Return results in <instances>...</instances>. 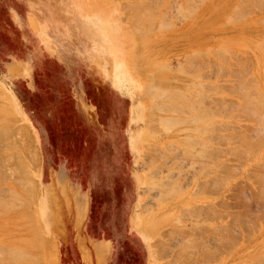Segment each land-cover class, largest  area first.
Instances as JSON below:
<instances>
[{"label":"rangeland","instance_id":"374dc122","mask_svg":"<svg viewBox=\"0 0 264 264\" xmlns=\"http://www.w3.org/2000/svg\"><path fill=\"white\" fill-rule=\"evenodd\" d=\"M95 1L105 6L104 24L116 29L115 40L109 43L96 34L91 22L95 14L84 13ZM147 1L143 5L145 0H0V264H264V164L260 163L264 161V155L260 156L264 120L256 118L264 111L259 108L264 109V3L150 0L147 7ZM137 6L139 12H146V19ZM123 34L143 83L141 89L136 86L130 92L114 61L121 59ZM180 68L189 73L180 74ZM187 84L192 89L185 88ZM241 84L245 86L237 87ZM214 86L217 89L212 92ZM180 88L188 93L189 102L200 98L203 90L211 92L209 98L203 92L205 100H200L204 105L208 102L209 110L203 103L198 105V98L196 105L191 102L197 106L192 108L179 91L181 100ZM241 88L243 94L248 92L246 97ZM175 89L178 96L172 93ZM170 91L176 101L181 98L177 106L185 101L193 109L190 114L181 109L183 105L189 109L185 104L179 106L181 113L170 111L176 106L175 98L167 95ZM251 96L261 103L259 107ZM248 98L258 108L242 102H249ZM241 103L248 110L239 107ZM249 106L261 113L255 110L256 114L251 113L256 116H250ZM201 108L208 111L207 116ZM194 110H199L198 115H193ZM215 112L219 116H213ZM189 115L199 121L189 123ZM202 115L204 119L199 118ZM171 116L180 121L173 118L172 122ZM211 117L223 124L215 121L217 128L206 131L213 124ZM168 119L177 126L170 127V122H164ZM203 125L207 126L202 129ZM196 127L205 135L201 137ZM207 132L218 140L217 151ZM241 134L249 136L244 140ZM135 135L138 143L131 147ZM210 139L212 152L205 151ZM191 141L197 144L195 150L204 145L203 155L208 151L205 157L210 156L202 160L208 165L201 164ZM243 147L256 155L249 152L248 156V150L242 153ZM188 148L195 151L198 162L191 160ZM220 149L224 151L219 157ZM184 151L192 154H188L190 161ZM221 158L223 162L218 161ZM197 163L205 166L200 169ZM170 184L176 189L170 190ZM144 226L151 232L146 233Z\"/></svg>","mask_w":264,"mask_h":264},{"label":"bare ground","instance_id":"6f19581e","mask_svg":"<svg viewBox=\"0 0 264 264\" xmlns=\"http://www.w3.org/2000/svg\"><path fill=\"white\" fill-rule=\"evenodd\" d=\"M82 1H83V0H82ZM138 1H139V0H138ZM143 1H144V0H143ZM146 1H147V0H145V2L143 3V5L146 4ZM148 1H150V0H148ZM148 1H147V4H148ZM192 1H194V0H192ZM246 1H247V0H246ZM260 1H261V0H260ZM262 1H263V3H264V0H262ZM141 2H142V1H141ZM152 2H153V1H152ZM154 2H156V0H155ZM244 2H245V1H244ZM249 2H250V1H249ZM92 3H93V2H92ZM94 3H95V4H92L93 7H90V6L87 7V6H86V9H85L86 11H84V13L86 12L87 15H88L89 12H92L93 15L95 14V16H98V17H95V16H94V18H91L92 20H91L90 18H88V17H85V18H86L88 21L91 20V22L94 23V24L96 25V26L94 27V29L96 30V34H98L100 37H102V38L104 39L103 42L107 40V42L109 43V42H110V39L113 38V36H114V32H115L116 29H115V28H109V27H108L106 24H104V22H103V19H104L103 16H104V13H105V10H103V9H105V6L102 5V4L99 5L97 1H95ZM127 3H128V2H127ZM149 3H151V2H149ZM194 3H195V2H194ZM238 3H239V2H238ZM240 3H241V1H240ZM240 3H239V4H240ZM242 3H243V2H242ZM254 3H255V2H254ZM258 3H259V2H258ZM155 4H156V3H155ZM155 4H153L152 6H154ZM256 4H257V2H256ZM256 4H255V5H256ZM259 4H260V3H259ZM140 5H141V4H140ZM143 5H141V7H142L141 9H143V8L145 9V7H144ZM180 5H181V4H180ZM245 5H246V4H245ZM250 5H251V3H250ZM253 5H254V4H253ZM97 6H98V7H97ZM125 6H127V5H125ZM138 6H139V5H138ZM138 6H137V7H138ZM146 6H147V7H150L151 5L149 6V4H148V5H146ZM156 6H157V4H156ZM261 6H262V4H261ZM95 7L98 8V9H95ZM122 7H123V6H122ZM128 7H129V6H128ZM137 7H135V9H136ZM139 7H140V6H139ZM139 7L137 8V11H138L139 15H142V12H144V11L141 10V11L139 12ZM147 7H146V8H147ZM191 7H192V6H191ZM194 7H195V6H194ZM194 7H192V9H193ZM246 7H248V6H246ZM78 8H79V7H77V9H78ZM239 8H240V7H239ZM256 8H257V7H256ZM128 9L130 10V8H128ZM190 9H191V8H190ZM190 9H188V10L190 11ZM194 9H195V8H194ZM240 9H241V8H240ZM131 10H132V9H131ZM154 10H155V9L152 8V11H154ZM195 10H196V9H195ZM241 10H242V9H241ZM247 10H248V9H247ZM125 11H126V10H125ZM129 12H130V11H129ZM131 12H132V11H131ZM187 12H188V11H187ZM191 12H192V11H191ZM233 12H234V11H233ZM240 12H241V11H240ZM242 12H243V10H242ZM247 12H248V11H247ZM247 12H246V14H247ZM124 13H125V12H124ZM184 13H185V12H184ZM184 13H183V14H184ZM237 13H238V12H237ZM126 14H127V13H126ZM126 14H125V15H126ZM145 14H146V12H144L143 17L145 16L144 18L146 19V18H147V17H146L147 15H145ZM153 14H154V13L152 12V15H153ZM235 14H236V13H235ZM235 14H234V15H235ZM243 14H244V13H243ZM93 15H92V16H93ZM188 15H189V14H188ZM240 15H241V14H240ZM263 15H264V14H263ZM83 16H84V15H83ZM128 16H129V15H128ZM210 16H211V15H210ZM244 16H245V15H244ZM244 16H243V17H244ZM156 17H157V16H156ZM230 17H231V16H230ZM243 17H242V18H243ZM152 18H153V17H152ZM89 19H90V20H89ZM148 19H149V17H148ZM160 19H161V18H160ZM136 20H137V19H136ZM262 20H263V19H262ZM133 21H134V20H133ZM138 21H139V23L142 22L141 19L138 20ZM140 21H141V22H140ZM240 21H241V20H240ZM259 21H261V20H259ZM135 22H136V21H135ZM161 22H163V20H162ZM163 23H164V22H163ZM142 24H143V23H142ZM136 25H138V24H136ZM139 26H140V25H139ZM139 26H138V27L136 26V27L139 28ZM141 26H142V25H141ZM147 26H148V25H147ZM166 26H167V25H166ZM167 27H168V26H167ZM124 28H125V27H124ZM155 29H156V28H155ZM242 29H243V28H242ZM141 31H143V27H142V30H141ZM148 31H150V30H148ZM143 33H144V32H143ZM123 37H124V38H123V43H124V39H125V40H128V39H127V37H126L125 34H123ZM106 38H107V39H106ZM113 40H115V38H113L111 41H113ZM104 43H105V42H104ZM113 44H115L116 46L118 45V43H117L116 41H115V43H113ZM106 45H107V43H106ZM109 45H111V44H109ZM122 45H123V44H122ZM122 45H121V46L118 45L119 48H120V47L122 48ZM130 45H131V44H130ZM107 46H108V45H107ZM111 46H112V45H111ZM123 46H124V49H122L121 52H120V54H121V59H120V58H117V57H115V59L113 58L114 61L117 62V66H118V67H117V66H116V67H117V68L120 67V68L122 69V73H121L122 75H121V74L118 75V69H117V73H116V74L120 77V80H121V82H122L123 84H127V85L130 86V87L126 86V87H127V90H128L129 92L132 90V88H136V86H137L139 89H141L143 83H142L141 78H140V76H139V68H138V66H136L135 63H134V60H135V59H133V57H132V55H131V50L128 51V50L125 48V47H126V42L124 43ZM230 48H231V47H230ZM221 49H222V48H221ZM108 50H109V49H108ZM207 50H208V49H207ZM226 50H227V49H226ZM110 51H111V50H110ZM125 51H126V52H125ZM196 51H197V50H196ZM108 52H109V51H108ZM223 52H224V51H223ZM118 53H119V52H118ZM192 53H193V52H192ZM193 54H194V53H193ZM196 54H197V53H196ZM203 54H205V52H203ZM225 54H226V53H225ZM111 55H112V54H111V52H110V56H111ZM194 55H195V54H194ZM215 55H217V52H216ZM226 55H227V54H226ZM239 55H240V54H239ZM187 56H188V55H187ZM217 56H218V55H217ZM221 56H222V55H221ZM195 57H196V56H194L193 58H195ZM187 58H188V57H187ZM191 58H192V57H191ZM218 58L220 59V57H218ZM222 58H223V57H222ZM224 58H225V57H224ZM199 59H200V58H199ZM111 60H112V58H111ZM193 60H194V59H193ZM220 60H221V59H220ZM224 60H225V59H224ZM197 61H198V60H197ZM226 61H227V60H226ZM234 61H235V60H234ZM238 61H239V60H238ZM238 61H237V62H238ZM250 61H251V60H250ZM200 62H201V60H200ZM207 62H208V61H207ZM207 62H206V63H207ZM216 62H217V61H216ZM223 62H224V61H223ZM180 63H181V62H180ZM189 63H191V62H189ZM201 63H202V62H201ZM263 63H264V62H263ZM183 64H184V63H183ZM191 64H192V63H191ZM207 64H208V66H209V63H207ZM219 64H220V63H219ZM179 65H180V64H179ZM181 65H182V64H181ZM196 65H197V64H196ZM183 66H184V65H183ZM183 66H182V68H183ZM185 66H186V65H185ZM194 66H195V65H194ZM214 66H215V65H214ZM216 66H217V65H216ZM218 66H219V65H218ZM226 66H227V65H226ZM163 67H164V65H163ZM188 67H189V66H188ZM188 67H186V70H187ZM196 67H197V66H196ZM159 68H160V66H159ZM177 68H178V67H177ZM190 68H191V67H190ZM263 68H264V67H263ZM161 69H162V68H161ZM184 69H185V68H184ZM251 69H252V68H251ZM195 70H196V69H195ZM195 70H193V71H195ZM243 70H244V69H243ZM115 71H116V70H115ZM180 71H181V73L179 72L180 74H183V73H189V72H186V71L182 73V69H181V68H180ZM183 71H184V70H183ZM187 71H188V70H187ZM217 71H218V70H217ZM217 71H216V72H217ZM219 71H220V70H219ZM229 71H230V70H229ZM197 72H198V71H197ZM242 72H243V71H242ZM246 72H247V71H246ZM195 73H196V72H195ZM229 73H230V72H229ZM238 73H239V72H238ZM155 75H156V74H155ZM190 75H191V74H190ZM197 75L199 76L200 74H197ZM205 75H206V74H205ZM188 76H189V75H188ZM192 76H193V75H192ZM200 76H202V75H200ZM214 76H215V75H214ZM122 77H123V78H122ZM205 77H206V76H205ZM243 77H244V76H243ZM243 77H242V82H243ZM196 78H197V76H196ZM254 78H255V77H254ZM152 79H153V78H152ZM172 79H173V78H172ZM174 79H175V78H174ZM255 79H256V78H255ZM246 80H247V79H246ZM166 81H167V80H166ZM156 82L158 83L157 80H156ZM240 82H241V81H240ZM240 82H239V83H240ZM252 82H253V81H251V84H252ZM257 82H258V81H257ZM257 82H255V83H256L255 85H257V86H255V87H257V88H254V90H255V89H256V90L258 89V83H257ZM191 83H192V82H191ZM195 83H196V82H195ZM199 83H200V82H198V84H199ZM233 83H234V82H233ZM237 83H238V82H237ZM253 83H254V82H253ZM192 84H193V83H192ZM202 84H203V83H202ZM209 84L212 85L211 82H210ZM251 84H250V86H251ZM145 85H146V84H145ZM151 85H154V83H152ZM196 85H197V84H196ZM204 85H205V82H204ZM204 85H203V86H204ZM215 85H216V84H215ZM162 86H163V85H162ZM193 86H194V84H193ZM200 86H201V85H200ZM238 86L240 87V86H242V84H241V85H237V87H238ZM243 86H245V85H243ZM243 86H242V87H243ZM151 87H152V86H151ZM156 87H158V86H156ZM188 87H189V86H188V84H187V87H185V88H188ZM205 87H206V86H205ZM212 87H213V86H211V88H212ZM237 87H236V88H237ZM251 87L253 88L254 85H252ZM198 88H201V87H198ZM214 88H215V89H214ZM214 88H213L212 92H213L214 90L217 89V86H216V87L214 86ZM145 89H146V90H149V86H148V84L145 86ZM150 89H151V88H150ZM157 89H160V88H157ZM161 89H162V88H161ZM168 89H169V88H168ZM168 89L166 88L167 91H168ZM189 89H192V88L189 87ZM234 89H235V88H234ZM244 89H247V88L244 87ZM263 89H264V88H263ZM164 90H165V88H164ZM170 90H171V88H170ZM182 90H183V89H182ZM219 90H220V89H219ZM231 90H232V89H231ZM237 90H238V92H240V89H237ZM242 90H243V88H241V93L243 94ZM254 90H253V91H254ZM153 91H154V90H153ZM176 91H177V89H175L174 91H172V93H173V92H176ZM179 91H181V88H180L177 92H179ZM190 91H191V90H190ZM193 91H194V89H193ZM195 91L197 92L198 90H195ZM200 91H201V90H200ZM209 91H210V90H209ZM232 91H233V90H232ZM147 92H148V91H146V93H147ZM150 92H151V91H150ZM161 92H162V91H161ZM177 92L175 93L176 95H177ZM181 92H182V91H181ZM181 92H179L178 94H180ZM196 92H195V93H196ZM201 92H202V94H201ZM201 92H199V93L201 94V96L203 97V96H204L203 94L205 93V97H207V98H209L208 93H211V92H208V93L206 94V90H205V91L203 90V91H201ZM203 92H204V93H203ZM214 92H215V91H214ZM217 92H218V90H217ZM222 92H223V91H222ZM257 92H258V90H257ZM260 92H262V90H261ZM260 92H259V93H260ZM164 93H165V92H164ZM167 93H168V92H166L165 94H167ZM170 93H171V91H170L167 95L169 96ZM183 93H184V92H182V94H183ZM193 93H194V92H193ZM195 93H194V94H195ZM197 93H198V92H197ZM199 93H198V94H199ZM227 93H228V92H227ZM244 93H245V94H243L242 96H243V97H246L245 95H246V93H248V92L245 91ZM262 93L264 94V92H262ZM134 94H136V93L134 92ZM150 94H151V93H150ZM182 94H180V95H182ZM184 94H185V93H184ZM186 94H187V96H188V93H186ZM186 94L184 95V97H186ZM234 94H235V93H234ZM236 94H237V92H236ZM136 95H137V94H136ZM161 95H162V94H161ZM167 95H166V96H167ZM176 95H175V96H176ZM196 95H197V94H196ZM207 95H208V96H207ZM212 95H213V94H212ZM214 95H215V94H214ZM238 95H239V94H238ZM261 95H262V94H261ZM138 96H139V95H138ZM148 96H149V95H148ZM164 96H165V95H164ZM172 96L174 97V94H172V95L170 94L169 97H172ZM177 96H178V95H177ZM197 96H199V95H197ZM201 96H199L200 98H198V97L195 96L196 98H195V99H194V98L192 99L193 102L191 101L192 104L195 103L194 101H196L197 98L199 99V101H200V100L204 101V100H205L204 97L201 98ZM242 96H241V97H242ZM169 97H168V98H169ZM173 97H172L171 99H174V98H175V97H174V98H173ZM180 97H181V96H180ZM182 97H183V95H182ZM184 97H183L182 99L179 98V97H178V98L181 99V100H183ZM189 97H191V96H189ZM214 97H215V96H214ZM248 97H249V96H248ZM161 98H162V97H161ZM165 98H167V97H165ZM176 98H177V97H176ZM176 98L174 99L175 101L173 100V102L176 104V106H175V105H172L173 107H171L170 111H174L175 109H177V110L174 111V112L179 113V111H180V113H181V110H180L181 106H180V105L187 103L188 100H187V97H186V98H185L186 102L183 101V103L179 105V106H180V108H179V106H177V105H178L179 103H181V101H180L179 99H177L178 102L180 101V102L177 104ZM222 98H224V97H222ZM252 98H253V96H251V99H252ZM262 98H264L263 95H262ZM189 99L191 100V98H189ZM203 99H204V100H203ZM211 99H212V98H211ZM248 99H249L250 101H249ZM248 99H247V100H248L249 102H247L246 100H245V101L243 100L242 102H245L246 104H247V103H250L252 100H251L250 98H248ZM190 100H189V101H190ZM216 100H217V99H216ZM253 100L255 101V103H256V104L258 105V107H259V103H260V102H259L258 100H257V101H258L259 103L256 102L255 96H254ZM162 101H163V100H162ZM189 101H188V102H189ZM210 101H212V100H210ZM221 101H222V100H221ZM184 102H185V103H184ZM191 102H189V103H187V104H189V105L191 106ZM216 102H219V101H216ZM216 102H215V103H216ZM161 103H162V102H161ZM197 103H198V100H197ZM197 103H195V105H196ZM201 103H203V102L200 101V103H198V105L201 104ZM224 103H225V102H224ZM255 103H254V102H251V104L256 105ZM187 104H185V105H187ZM207 104H208V102H207ZM207 104H205V105H206V106H205L204 103H203V104H202V105H203L202 107H204V109H206V107L208 106ZM210 104H211V103H210ZM239 104H240V103H239ZM251 104H249V105H251ZM260 104H261V103H260ZM154 105H155V104H154ZM154 105H153V108L151 107L152 110L154 109ZM156 105H157V103H156ZM158 105H159V104H158ZM170 105H171V103H170ZM170 105H169V106H170ZM189 105H187V106L189 107V109H187L186 106H184V105H183L182 108H181V109H185L186 111H187V110H190V111H188V113H186L185 110H182V111H185V115H186V114L188 115V114H190L189 112H192L193 109H191V107H192V108H193V107H197V106H195V105H193V106L190 107ZM221 105H222L223 107L225 106V104H223V103H222ZM236 105H237V104H236ZM242 105H244V106H242ZM254 105H253L252 107H254ZM257 105H256L254 108H258ZM161 106H162V105H161ZM163 106H164V105H163ZM165 106H166V104H165ZM199 106L201 107V105H199ZM214 106H215V105H214ZM217 106H218V105H217ZM217 106H216V107H217ZM240 106H242V108H244V107L247 108V106H245V104H242V103H241V105H239V107H240ZM143 107H144V106H143ZM143 107L140 108V109H141V110H140V113L143 114V116H144V110H145V109H144ZM167 107H168V104H167ZM174 107H176V108H174ZM184 107H185V108H184ZM235 107H236V106H235ZM163 108H164V107H163ZM169 108H170V107H169ZM173 108H174V109H173ZM198 108H199V107H198ZM198 108H197V109H198ZM209 108H210V107H209ZM209 108L207 107L208 110H209ZM218 108H220V107H218ZM221 108H222V107H221ZM224 108H225V107H224ZM224 108H223V109H224ZM228 108H230V107H228ZM254 108H252V109H254ZM259 108L262 109V110H264L263 108H261V105H260ZM137 109H139V108H137ZM172 109H173V110H172ZM178 109H179V110H178ZM194 109H195V108H194ZM201 109H202V108H201ZM201 109H199V110H201ZM204 109H202L203 112H204ZM212 109H214V108H212ZM212 109H211V110H212ZM234 109H235V108H234ZM252 109H251V107L249 106V110H250V112L246 111L245 109H243V110H245L246 113L248 112V113L250 114V113L253 111ZM164 110H165V109H164ZM166 110H167V109H166ZM199 110H196V111L194 110L195 113H194L193 115H198L197 112H198ZM211 110H210V111H211ZM224 110H225V109H224ZM236 110H237V108H236ZM239 110H240V109H239ZM247 110H248V108H247ZM255 110H256V109H255ZM255 110L253 111V113H255ZM168 111H169V109H168ZM202 111H201V112H202ZM205 111H207V110H205ZM210 111H209V112H210ZM227 111H228V110H227ZM227 111H226V112H227ZM257 111H259V110L257 109L256 112H257ZM174 112H173V113H174ZM203 112H202V113H203ZM212 112H213V111H212ZM216 112L219 113V112H220L219 109H218V111H216ZM216 112H215V115H213V113H212V115H213V116H217L218 113L216 114ZM229 112H230V110H229ZM261 112H262V113H261ZM261 112L259 111L257 115H259L260 113L263 115L264 111H261ZM183 113H184V112H183ZM183 113H182V114H183ZM202 113H201V114H202ZM204 113H205V112H204ZM204 113H203V114H204ZM206 113H208V111H207ZM206 113H205V114H206ZM221 113H222V112H221ZM246 113H245V115H246ZM248 113H247V114H248ZM253 113H251L250 116H252ZM147 114H148V113H147ZM201 114H200V115H201ZM205 114H204V115H205ZM219 114H220V113H219ZM229 114H230V113H229ZM255 114H256V113H255ZM261 114H260V115H261ZM137 115H138V113L135 112V110H134V118H135V117L137 118ZM151 115H152V114H151ZM191 115H192V114H191ZM212 115L210 114L209 116H212ZM260 115H259V116L253 115V117H254V116H256V118H257V117H259V118H260V117H261V118L263 117V120H264V116H262V115L260 116ZM147 116H148V115H147ZM206 116H207V114H206ZM206 116H205V117H206ZM218 116H219V115H218ZM229 116H230V115H229ZM248 116H249V115H248ZM171 117H172V116H171ZM171 117H170V118H171ZM187 117H188V118H186V119H188V120L191 119V120H192V121H190L189 123H191V122H193V123L195 122V123H196V121H199V120H197L198 117H197V118L195 117V118H193V119L191 118L192 116L190 117V115L187 116ZM189 117H190V118H189ZM193 117H194V116H193ZM145 118H146V117H145ZM173 118H174V119H177V118H175V117H172V118H171V119H172V122H173ZM199 118H201V119L203 118V119H204L203 115L200 116ZM211 118H212V117H211ZM152 119H153V118H152ZM165 119H166V118H165ZM171 119H168V121H164V120H162V121H164V122H168V123L170 122V124H171L170 127H172L174 124H172V122L169 121V120H171ZM179 119H184V118H179ZM212 119H213V120H209V121L213 122V124L210 122V124H212L211 127L209 128L208 126H210V125H208V126L205 125V126L208 127V129H206L207 127L205 128V126L203 125L204 127L202 126V127H203L202 129L205 128L204 130H206V131L208 130V131H209V129L211 130V128H213V126L215 125V124H214L215 121L218 122V124L220 123V122H219V121H220L219 119H217V120H215V121H214V118H212ZM248 119H249V118H248ZM257 119H258V118H257ZM257 119H256V120H257ZM150 120H151V119H150ZM150 120H148V122H149ZM156 120H157V119H156ZM166 120H167V119H166ZM177 120H178V119H177ZM177 120H176V121L174 120V123H175V122L177 123ZM184 120H185V119H184ZM184 120H182L183 123H184ZM193 120H196V121H193ZM218 120H219V121H218ZM229 120H230V118H229ZM256 120L253 119L252 121H255V124H257V123H256V122H257ZM263 120H262V119H260V120L258 119V122L263 123V122H264ZM178 121H180V120H178ZM200 121H202V120H200ZM225 121H226V120H225ZM232 121H233V120H232ZM262 121H263V122H262ZM185 122H186V121H185ZM216 122H215V123H216ZM221 122H222V121H221ZM149 123H151V122H149ZM152 123H153V122H152ZM176 123H175V124H176ZM179 123H180V122H179ZM170 124H167V125H170ZM177 124H178V123H177ZM207 124H209L208 121H207ZM218 124L216 123L215 126H218ZM220 124H223V123H220ZM224 124H226V123H224ZM228 124H229V123H228ZM230 124H231V123H230ZM226 125H227V124H226ZM226 125H223V126L225 127ZM252 125H253V123H252ZM259 125L262 126V125L259 124V123H258V126H257V125H256V126L259 128V127H260ZM174 126H175V125H174ZM176 126H177V125H176ZM176 126H175V127H176ZM215 126H214V128H215ZM220 126H221V125H220ZM253 126H254V125H253ZM256 126H255V128H257ZM151 127H152V126H151ZM167 127H168V126H167ZM185 127H186V126H185ZM192 127H193V126H192ZM224 127H223V128H224ZM262 127H264V126H262ZM262 127H261V128H262ZM147 128H148V127H147ZM178 128H179V127H178ZM187 128L189 129V127H187ZM187 128H185V129L187 130ZM196 128H197V127H196ZM198 128H199V127H198ZM198 128H197V129H198ZM216 128H217V127H216ZM216 128H215V129H216ZM220 128H222V126H221ZM150 129H152V128H150ZM181 129H183V128H181ZM191 129H193V128H191ZM194 129H195V128H194ZM199 129H200V130H199V134H201V133L203 132V130L201 131V127H200ZM183 130H184V129H183ZM212 130H213V129H212ZM217 130H218V129H217ZM254 130L257 131V129H254ZM254 130H253V131H254ZM259 130H260V133H261V129H259ZM259 130H258V133H259ZM263 130H264V129H263ZM0 131H1V130H0ZM2 131H3V129H2ZM190 131H191V130H190ZM190 131H189V133H190ZM193 131H196V130H193ZM197 131H198V130H197ZM197 131H196V132H197ZM206 131H205V132H206ZM220 131L222 132V130H220ZM213 132H215V130H214ZM216 132H217V131H216ZM221 132H218V133H221ZM2 133H3V132H2ZM191 133H192V132H191ZM211 133H212V131H211ZM260 133H259V134H260ZM262 133H264V131H263ZM192 134H193V133H192ZM214 134H215V133H214ZM223 134H224V133H223ZM223 134H222L221 136H223ZM2 135H4V134H2ZM203 135H205V133H204V134L202 133V134H201V137H202ZM207 135H208L209 138L212 139V137L209 136V133H208V132H207ZM207 135H206V137H207ZM241 135L243 136L244 134H241ZM260 135H262V134H260ZM260 135H259V136H260ZM263 135H264V134H263ZM189 136H190V135H189ZM215 136H218V135H215ZM248 136H249V135H248ZM248 136H247V137H248ZM1 137H2V136H1ZM179 137L182 138V137H184V136L182 135V136H179ZM190 137H192V135H191ZM193 137H195L196 139H198V137L194 136V134H193ZM219 137H220V135H219ZM219 137H218V138H219ZM225 137H228V136L225 135ZM243 137H244V138H243L244 140L247 139V137H246V138H245V136H243ZM253 137H254V136H253ZM213 138H214V136H213ZM229 138H230V137H229ZM232 138H233V137H232ZM138 139H139V136H138V135H137V136L135 135L133 140L131 139V143H130V144H131V147H135L136 142L138 143ZM202 139H203V138H202ZM211 139H210V143L206 141V145H205V146H207V143H209V146L205 147V151L207 150L208 147H211V148H212V146H213L212 144H214V143H215V144L218 143V142H217L218 140H217L216 142L214 141V140H216V139H214V140L212 139V140L214 141V143H212ZM220 139L223 140V137H221ZM220 139H219V140H220ZM227 139H228V138H227ZM249 139L253 140V138H250V137H249ZM256 139H258V140L260 141L259 138H256ZM262 139H263V138H261V140H262ZM2 140H3V139H2ZM182 140L185 141V137H184V139H182ZM191 140H193V139H191ZM224 140H225V139H224ZM228 140H229V139H228ZM231 140H232V139H231ZM239 140H240V139H239ZM251 140H250V142H251ZM198 141H200V140L198 139ZM201 141H202V140H201ZM201 141H200V142H201ZM233 141H234V139H233ZM241 141H242V139H241ZM247 141H248V140H247ZM259 141H257V142H259ZM262 141L264 142V140H262ZM179 142H180V141H179ZM179 142H178V143H179ZM191 142H192V144L195 143V144H194V147L192 146ZM191 142H190V143L188 142V143L191 145L190 147H193L192 149L195 150V147L197 146V144H196L195 141H194V143H193V141H191ZM202 142H203V141H202ZM220 142H221V140H220ZM248 142H249V141H248ZM248 142H245V143H248ZM253 142L256 143V140H255V141L253 140ZM211 143H212V144H211ZM259 143L261 144L262 142L260 141ZM259 143H258V145H259ZM15 144H16V143H15ZM180 144H181V143H180ZM182 144H183V143H182ZM189 144H188V145H189ZM210 144H211V145H210ZM251 144H252V142H251ZM253 144H254V143H253ZM10 145H11V144H10ZM216 145H217V144H216ZM220 145H221V144H220ZM238 145H239V144H238ZM238 145H237V146H238ZM247 145L250 147V144H246L245 146H247ZM263 145H264V144H263ZM170 146H173V144H172V145L170 144ZM183 146H184V147H183V150H186V151H187V147H186L187 145H184V144H183ZM200 146H201V145H200ZM200 146L198 145V148L196 149V150H198V152H196V153H198L199 156H197L196 154H195V155L198 157V159H201V160H202V158L206 156V153H208V151H211V152H212V149L210 148V149H211V150H210V149L208 148L209 150L205 153V156H204V155H203V153H204V152H203V149H204L203 147H204V145H202L201 147H200ZM217 146H218V145H217ZM241 146H242V145H241ZM255 146H257V145H255ZM166 147H167V146H166ZM175 147H176V146H175ZM175 147H174V148H175ZM215 147H216V146L214 145V151H217V150H218L217 148H220L219 146L216 147V148H215ZM239 147H240V146H238V148H239ZM258 147L261 148V146H258ZM258 147H257V149H258ZM262 147H263V146H262ZM171 148H173V147H171ZM200 148H201V149H200ZM243 148H244V149H243ZM243 148L241 149L242 153H244L243 150H248V149H245V148H247V147H243ZM175 149H178V146H177V148H175ZM192 149H191V148H188V150H191V152H192V154H193V151H194V150H192ZM249 149H250V148H249ZM263 149H264V148H263ZM172 150H173V149H172ZM172 150H170V151H172ZM196 150H195V151H196ZM199 150H202V152L200 151L202 154L199 152ZM250 150H251V149H250ZM195 151H194V153H195ZM223 151H224V150L221 151V149H220V151H218V154H219V152L223 154ZM235 151H236V147H235ZM237 151H238V149H237ZM237 151H236V152H237ZM239 151H240V150H239ZM241 151H240V152H241ZM256 151H257V150H256ZM153 152H154V151H153ZM189 152H190V151H189ZM189 152H188V154H189V156H190L191 153H189ZM211 152H209V153H211ZM225 152H227V151H225ZM225 152H224V153H225ZM236 152H235V153H236ZM249 152H250L249 150H248V152L245 151V153H247V154H248ZM254 152H255V151H253V152L251 151V152H250V155H251V153H253V155H256V153L254 154ZM10 153H11V152H10ZM182 153H183V152H182ZM216 153H217V152H216ZM242 153H241V154H242ZM245 153H244V154H245ZM257 153H259V152H257ZM262 153H263V152H262ZM184 154H185V151H184ZM184 154H183L184 158H185V157H187V158L189 157L188 154H187V152H186L187 156H186V154H185V155H184ZM192 154H191V155H192ZM236 154H237V153H236ZM247 154H246V155H247ZM213 155H214V153H213ZM224 155H225V154H224ZM228 155H229V154H228ZM263 155H264V153H263L262 155H260V156H263ZM14 156H15V155H14ZM161 156H162V155H161ZM193 156H194V154L192 155L191 160H193V159L195 158V159L193 160V162H195V160H196V156H194V157H193ZM202 156H203V157H202ZM208 156H210V154H209ZM208 156H207V157H208ZM216 156H218V155H216ZM221 156H222V155H221ZM226 156H227V155H226ZM234 156H235V154H234ZM243 156H244V155H243ZM248 156H249V154H248ZM257 156H258V155H257ZM8 157H9V156H8ZM15 157H16V156H15ZM15 157H14V158H15ZM159 157H160V156H159ZM199 157H201V158H199ZM207 157H205V158H207ZM219 157H220V154H219ZM219 157H215V158H219ZM236 157H237V155H236ZM239 157H240V156H239ZM239 157H238V159H239ZM244 157H245V156H244ZM244 157H243V158H244ZM253 157H254V156H253ZM253 157H250V158L252 159ZM263 157H264V156H263ZM189 158H190V157H189ZM189 158H188V159H189ZM192 158H193V159H192ZM215 158H214V159H215ZM240 158H241L242 161H243V158H242V157H240ZM260 158H262V157H260ZM6 159H7V158H6ZM246 159H247V158H246ZM16 160H17V159H16ZM201 160H199V162H200ZM236 160H237V158H236ZM236 160H235V161H236ZM244 160H245V158H244ZM248 160H250V159H248ZM248 160H247V161H248ZM261 160H262V159H261ZM263 160H264V159H263ZM155 161H156V160H155ZM189 161H190V159H189ZM204 161H205V160H202V161H201V164H202V165H203V164L208 165V164H207L206 162H204ZM218 161H219V162H220V161L223 162L222 158H221V160H218ZM239 161H240V160H239ZM256 161H257V160H255V162H254V166H255ZM18 162L20 163V161H18ZM18 162H17V163H18ZM193 162L191 161L190 164L193 163ZM196 162H198V160H197ZM196 162H195V163H196ZM236 162H238V161H236ZM244 162H245V161H244ZM262 162H263V164H264V161H261L260 163H262ZM19 163H18V164H19ZM153 163H154V162H153ZM214 163H215V162H214ZM224 163H226V162H224ZM224 163H223V164H224ZM258 163H259V162H258ZM18 164H17V165H18ZM23 164H24V163H23ZM193 164H194V163H193ZM201 164L197 163L198 168H200V165H201ZM237 164H238V163H237ZM256 164H257V163H256ZM19 165H20V164H19ZM155 165H157V164H155ZM202 165H201V166H202ZM224 165H225V164H224ZM261 165H262V164H261ZM21 166H22V165H21ZM23 166H25V165H23ZM204 166H205V165H204ZM204 166H203V167H204ZM221 166H222V165H221ZM241 166H242V165H241ZM258 166H259V165H258ZM18 167H19V166H18ZM203 167H202V168H203ZM211 167H212V166H211ZM211 167H210V168H211ZM222 167L224 168L225 166H222ZM231 167H232V166H231ZM233 167H234V166H233ZM239 167H240V165H239ZM260 167H261V166H260ZM262 167H264V166H262ZM202 168H200V169H202ZM212 168H213V167H212ZM225 168H226V167H225ZM225 168H224V169H225ZM228 168H229V167H228ZM152 169H153V168H152ZM200 169H199V170H200ZM204 169H205V168H204ZM229 169H230V168H229ZM229 169H228V170H229ZM233 169H234V168H233ZM236 169H237V168H236ZM261 169H263V168H261ZM20 170L22 171V167H21ZM155 170H156V169H155ZM199 170H198V171H199ZM207 170H208V169H206V171H207ZM209 170H213V169H209ZM209 170H208V173H209ZM226 170H227V169H226ZM228 170H227V171H228ZM230 170H231V169H230ZM15 171H16V170H15ZM200 171H201V170H200ZM203 171H204V170H203ZM251 171H252V170H251ZM258 171H259V170H258ZM19 172H20V171H19ZM201 172H202V171H201ZM213 172H214V171H213ZM228 172H229V171H228ZM253 172H254V171H253ZM260 172H261V171H260ZM256 173H257V172H256ZM262 173H263V172H262ZM0 174H1V173H0ZM14 174H16V173H14ZM17 174H18V172H17ZM202 174H203V173H202ZM211 174H212V173H211ZM213 174H215V172H214ZM254 174H255V172H254ZM205 175H206V172H205L204 175H202V176H205ZM215 175H216V174H215ZM260 175H261V174H260ZM202 176H200V177H202ZM218 176H219V175H218ZM252 176H253V175H252ZM197 177H198L199 179H201L199 176H197ZM206 177H207V176H206ZM209 177H210V176H209ZM209 177H207V178H209ZM255 177L257 178V177H258V174H257ZM9 178H10V177H9ZM19 178H20V177H19ZM219 178H220V177H219ZM256 178H255V179H256ZM259 178H260V177H259ZM216 179H217V178H216ZM253 179H254V178H253ZM263 179H264V175H263V178L261 179V180L264 182ZM19 180H20V179H19ZM22 180H23V177H22ZM22 180H21V181H22ZM196 180H197V179H196ZM213 180H214V179H212V181H213ZM222 180L224 181L223 178H221V181H222ZM256 180H257V179H256ZM197 181H198V180H197ZM197 181H196V182H197ZM199 181H203V180L201 179V180H199ZM217 181H218V180H217ZM217 181L214 180L213 182H217ZM221 181H220V182H221ZM206 182H207V181H206ZM206 182H205V183H206ZM256 182H257V181H256ZM16 183H17V182H16ZM18 183H19V182H18ZM194 183H195V182H194ZM199 183H200V182H199ZM203 183H204V181H203ZM205 183H204V184H205ZM217 183H218V182H217ZM217 183H215V184H217ZM204 184H203V185H204ZM206 184H207V183H206ZM258 184H259V183H258ZM261 184H262V183H261ZM263 184H264V183H263ZM263 184H262V185H263ZM21 185H22V184H21ZM203 185H202V186H203ZM210 185L213 186V184H210ZM219 185H221V184H219ZM170 186H171V184H170ZM173 186H174V185H172V186L170 187V190L173 189ZM202 186H201V187H202ZM263 186H264V185H263ZM175 187H176V185H175ZM175 187H174V189H176ZM24 188H25V187H24ZM167 188H168V187H167ZM167 188H166V189H167ZM195 188H196V186H195ZM208 188H209V187H208ZM262 188H263V187H262ZM174 189H173V190H174ZM177 189L180 190V188H178V187H177ZM197 189H202V188H198V187H197ZM203 189H204V188H203ZM258 189H259V188H258ZM204 190H205V189H204ZM260 190H261V188H260ZM263 190H264V188L262 189V192H264ZM12 191H13V190H12ZM197 191H198V190H197ZM205 191H206V190H205ZM13 192H14V191H13ZM260 192H261V191H260ZM176 193H177V192H176ZM194 193H195V192H194ZM173 194H174V193H173ZM198 194H199V193H198ZM200 194H202V192H201ZM261 194H262V193H261ZM8 195H9V194H8ZM11 195H12V194H11ZM17 195H18V194H17ZM167 195H170V194L167 193ZM167 195H166V197H167ZM9 196H10V195H9ZM200 196H201V195H200ZM262 196H263V195H262ZM11 197H12V196H11ZM13 197H14V196H13ZM13 197H12V198H13ZM16 197H17V196H16ZM170 197H171V195H170ZM12 198H11V199H12ZM31 198H32V197H31ZM167 198H168V197H167ZM15 199H16V198H15ZM209 199H210V198H209ZM0 200H1V199H0ZM5 200H6V199H5ZM18 200H19V198H18ZM11 201H12V200H11ZM198 201H199V199H198ZM202 201H203V200H202ZM203 202H204V201H203ZM1 203H3V202H1ZM22 203H23V202H22ZM19 204H20V203H19ZM19 204H18V205H19ZM195 204H196V205H195V207H196V206H197V203H195ZM203 204H205V203H203ZM203 204H202V205H203ZM207 204H208V203H207ZM210 204H211V203H210ZM6 205H7V204H6ZM8 205H9V204H8ZM20 205H21V204H20ZM198 205H199V204H198ZM205 205H206V204H205ZM211 205H212V204H211ZM1 206H2V208H3V207H4V204H2ZM190 206L192 207V209H194V208H193L194 205H193V206L190 205ZM209 206H210V205H209ZM209 206H208V208H209ZM214 206H215V205H214ZM8 207L10 208V206H8ZM188 207H189V205H188ZM188 207H187V208H188ZM191 207H190V209H191ZM198 207H199V208H198L199 210L202 209L200 206H198ZM212 207H213V206H212ZM212 207H211V209H212L211 211H213V208H212ZM200 208H201V209H200ZM206 208H207V207H206ZM214 208H215V207H214ZM5 209H6V208H5ZM7 209H8V208H7ZM10 209H12V208H10ZM192 209H191V210H192ZM198 209H196V210L198 211ZM181 210H182V209H181ZM181 210H180V212H181ZM185 210H186V208H185ZM196 210H194V211H196ZM207 211H209V209H208ZM182 212H184V211H182ZM214 212H215V211H214ZM189 213H191V212H189ZM211 213H212V212H210V214H211ZM216 213H217V212H215L214 214H216ZM191 214H192V213H191ZM193 214H194V213H193ZM204 214H205V213H204ZM210 214H209V215H210ZM177 216H178V215H177ZM189 216H190V215H189ZM193 216H194V215H193ZM193 216H192V218H193ZM210 216H211V215H210ZM194 217H195V216H194ZM216 217H217V216H216ZM213 218H214V216H213ZM219 218H220V215H219ZM194 220H195V218H194ZM216 220H217V219H216ZM142 221L144 222V220H142ZM146 222H147V220H146ZM173 222H174V221H173ZM207 222H210V221H207ZM219 222H220V221H219ZM203 223H204V222H203ZM209 224H210V223H209ZM211 224H212V223H211ZM211 224H210V225H211ZM216 224H217V223H216ZM216 224H215V225H216ZM146 225H147V224H146ZM210 225H209V226H210ZM217 225L220 226V224H217ZM147 226H148V225H147ZM147 226H144L143 229H144V231H145L146 233H150V232H151V231H150V228H148ZM212 226H213V225H212ZM172 231H173V230H172ZM229 231H230V230H229ZM173 232H174V231H173ZM225 232H226V231H225ZM233 232H234V230H233ZM242 232H243V231H242ZM171 233H172V232H171ZM220 234H221V233H220ZM220 234L218 233V235H220ZM216 235H217V234H216ZM223 237H224V236H223ZM225 237H226V236H225ZM225 237H224V238H225ZM195 238H196V237H195ZM195 238H194V239H195ZM219 238H222V237L219 236ZM219 238L217 237V239H219ZM198 239H199V238H198ZM232 239H233V238H232ZM221 240H222V239H221ZM235 241H236V240H235ZM184 243H186V242H184ZM185 245H188V244L186 243ZM198 246H199V245H198ZM208 246H209V245H208ZM206 247H207V246H206ZM187 248H188V247H187ZM182 249H183V248H182ZM202 249H203V248H202ZM207 249H208V248H207ZM259 249H260V248H259ZM200 250H201V248H200ZM7 251H8V250H7ZM202 251H203V250H202ZM205 251H206V250H205ZM12 252H14V251H12ZM22 252H23V251H22ZM214 252H215V251H214ZM8 253H9V252H8ZM8 253H7V254L5 253V254H6V255H9ZM10 253H11V252H10ZM20 253H21V252H20ZM13 254H16V252H14ZM13 254H12V255H13ZM24 254H25V252H24ZM26 254H28V252H27ZM189 254H190V253H189ZM204 254H205V253H204ZM6 255H5V256H6ZM10 255H11V254H10ZM10 255H9V256H10ZM212 255H213V254H212ZM262 255H263V254H262ZM1 256H3V255H1ZM13 256H15V255H13ZM27 256H28V255H27ZM191 256H192V255H191ZM259 256H260V255H259ZM263 256H264V255H263ZM16 257H17V255H16ZM23 257H25V256L23 255ZM30 257H31V256H30ZM201 257H202V256H201ZM8 258H9V257H8ZM12 258H13V257H12ZM25 258H26V257H25ZM28 258H29V257H28ZM189 258H190V257H189ZM195 258H196V257H195ZM10 259H11V258H10ZM8 261H9V260H8ZM14 261H15V260L13 259V262H14ZM256 261H257V259H256ZM9 262H10V261H9ZM33 262H34V261H33ZM201 262H202V261H201ZM257 262H258V261H257ZM0 263H1V262H0ZM10 263L13 264L12 262H10ZM14 263H15V262H14ZM7 264H8V263H7ZM15 264H17V263H15ZM181 264H182V263H181Z\"/></svg>","mask_w":264,"mask_h":264}]
</instances>
